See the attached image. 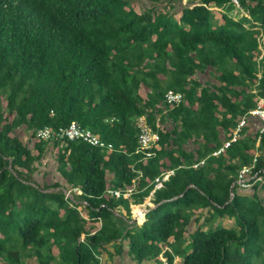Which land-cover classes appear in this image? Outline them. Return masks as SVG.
Here are the masks:
<instances>
[{"label": "trees", "instance_id": "trees-1", "mask_svg": "<svg viewBox=\"0 0 264 264\" xmlns=\"http://www.w3.org/2000/svg\"><path fill=\"white\" fill-rule=\"evenodd\" d=\"M197 1L0 0V264H107L123 253L159 264L166 246L185 243L190 252L180 264H264V184L253 193L235 187L231 200L259 141L257 170H264V134L258 141L256 130H245L226 156L212 155L264 99V0H238L240 9L234 0ZM209 66L220 84L194 78ZM168 89L184 101L168 106ZM142 115L161 135L147 161L136 153ZM72 121L114 151L34 140L38 129ZM47 155L64 184L35 178ZM134 184L129 198L105 194ZM69 189L81 192L73 193L77 204ZM152 191L157 207L133 222L131 204ZM197 211L207 218L185 238ZM226 217L237 224L205 228ZM165 253L173 261L175 251Z\"/></svg>", "mask_w": 264, "mask_h": 264}, {"label": "built area", "instance_id": "built-area-1", "mask_svg": "<svg viewBox=\"0 0 264 264\" xmlns=\"http://www.w3.org/2000/svg\"><path fill=\"white\" fill-rule=\"evenodd\" d=\"M234 3L236 4L237 8L240 9V4L238 0H234ZM244 11L241 10V13L243 14ZM238 10L235 11V16H237ZM244 15V14H243ZM239 16V15H238ZM263 42H264V36H262ZM261 75H258L259 82L261 80ZM182 101H184V95L180 91H176L174 89H168L164 96V102L168 106L175 107L176 105L180 104ZM258 106L251 108L246 114L241 116L235 127L232 129L231 134L227 140L224 141V144L221 147H218L212 152L213 156H226L228 149L233 145L234 143H237V141L241 138L242 134L244 133L249 118H255L258 121V141L261 139V136L264 134V99H258L257 101ZM157 122H159L160 118H157ZM136 125L138 128V140L137 142L138 147L136 149V153L143 154V160H149L152 157L155 156L154 149L157 147L158 142L161 139L160 132L157 130L155 131L148 123L146 115L139 116L136 119ZM159 125V124H158ZM34 140L39 142H51V141H60L63 142L65 140H70L72 142H82V143H88L92 146H96L102 149H105L111 153L114 151V145L113 143H109L108 141L104 140L97 132L94 130L84 127L80 125L76 121H72L69 125L53 129L49 126H45L41 129H38L34 134ZM260 143V141H259ZM258 143V145H259ZM258 145L255 148L253 152V159L252 162L248 165H244L237 176V180L234 181L231 185V200L235 196V192L233 188L238 187L241 189H251L255 186V184L259 185L260 187L264 184V170H257V164L259 161V151H258ZM207 163V157L199 159L194 162V164L191 166L192 169H198L200 167H203ZM176 172L175 168H171L167 171H165L160 178H158L157 185L155 187V190L162 187L163 183L167 180L170 176H173ZM139 174H141V171H139ZM136 185L128 186L125 190H117L108 187L106 190V196H109L111 198L120 199L122 196L129 198L131 195L135 192ZM66 193L67 197L70 198V204H77V202L73 198V193L81 194L79 189H69L65 190L64 194ZM151 199V197H150ZM149 199V200H150ZM88 204L87 201L84 200L83 205ZM152 206L151 204H149ZM104 206V204H103ZM134 219L137 220H145L146 215L149 213V209L144 205H137L136 209H132ZM170 251L171 249L169 247H165V250L162 252V254L159 255L160 262L159 264H176L174 259L171 261L166 251Z\"/></svg>", "mask_w": 264, "mask_h": 264}, {"label": "crops", "instance_id": "crops-1", "mask_svg": "<svg viewBox=\"0 0 264 264\" xmlns=\"http://www.w3.org/2000/svg\"><path fill=\"white\" fill-rule=\"evenodd\" d=\"M147 3V2H146ZM145 3V4H146ZM148 5V4H147ZM173 5H176V7L178 8L180 5H181V3H179V2H173ZM168 12L169 11V9H166L165 10V12ZM171 12H174V10H170ZM179 17H180V14H179V12L177 13V16H176V18L177 19H179ZM215 74H216V69H214V68H212V67H207V69H205L204 71H199L198 73H197V76L195 75V77L194 78H199V80L203 83V84H206V83H211V84H220L218 81H217V79H216V76H215ZM159 77L161 78V79H165L166 77H165V75H163V74H159ZM144 91V96L145 97H147V95H146V93H147V91L144 89L143 90ZM148 92H151L150 90H148ZM161 106V105H160ZM166 109V108H165ZM164 109H163V111H162V115H161V112L159 113V112H157V116H156V118H160V123H158L159 125H161L162 124V122H161V118H163L162 116L164 115ZM158 120V119H157ZM158 124H156V122H155V124H154V126H156V128L158 127ZM163 125V124H162ZM257 127H258V121L255 119V118H249V122H248V125H247V127H246V131L247 132H253L254 130H256L257 131ZM159 128V127H158ZM158 129H156V131H157ZM23 133V131H20V134H22ZM21 138H22V140H24L23 139V137H22V135H21ZM194 142H190L188 145H187V149L188 150H192V149H194ZM255 149V148H254ZM254 149H253V151L252 152H254ZM55 167H56V165H55V162H54V160L53 159H51L50 158V155H47V157H46V159H45V161L43 162V165L41 166V168H40V173H38V175L37 174H35L34 176H35V178L37 179V180H40V181H42V179L47 175H49L50 176V179L49 180H52L53 178H57V179H61L60 178V176H59V174L56 172V170H55ZM66 182V181H65ZM64 182V180H62L61 179V184H64L65 183ZM240 192H243V193H253L254 192V190H252V188L251 189H238ZM258 192H260V193H264V191H262V190H258ZM154 193H155V191H152L151 193H150V195L148 196V197H146V199H144V201L143 202H141V203H139V204H131V209H135L136 208V206L137 205H141V204H144L148 209H149V211L150 210H152V209H155L156 207H157V205L154 203V198H155V196H154ZM150 197H151V199H150ZM150 199V200H149ZM164 201V200H163ZM149 204H151L152 206H150ZM135 206V207H134ZM201 211H197V213L195 214V216L193 217V219H191V222H190V224H189V226H188V233H186V235H185V238H189L190 237V234H192V233H194V231H195V229L201 224H203L204 222H205V218H207V214H201L200 213ZM226 220L227 221H232L233 220V218L231 219V218H229V217H227L226 218ZM133 222H134V220H133ZM142 222H144V220H138V223H142ZM227 223V222H226ZM205 228H207V227H205ZM229 228V227H228ZM185 246H187V244L185 243V244H183V246H182V248H180V249H177L176 248V250H175V248H171L170 246H169V248L171 249V252L172 253H174V251H175V253H174V261H175V263L176 264H180V263H182L183 261H180L181 260V256L182 255H184V254H188V252H184L185 250L183 249ZM174 250V251H173ZM178 250V251H177ZM186 251H187V249H186ZM185 257V256H184ZM184 260V259H183ZM107 264H157L156 262H143V263H138L137 261H133L129 256H127L126 255V253H123V255H122V257H119V256H115V258L112 260V261H110V262H107Z\"/></svg>", "mask_w": 264, "mask_h": 264}, {"label": "rangeland", "instance_id": "rangeland-1", "mask_svg": "<svg viewBox=\"0 0 264 264\" xmlns=\"http://www.w3.org/2000/svg\"><path fill=\"white\" fill-rule=\"evenodd\" d=\"M192 0H182V5H185V6H187V5H189V3L191 2ZM195 3H198V1L197 0H195ZM141 4H139V3H137L136 5H134L133 7L139 12L140 10H141ZM212 10H213V12H215L216 13V15H217V17L218 18H220V10L218 9V8H212ZM243 14H244V12H243ZM243 14H239V16H238V19H241L242 18V16H243ZM231 15H233L234 17H235V11L231 14ZM143 94H144V91H143ZM27 134H29V133H27ZM22 137H23V141H26V138H25V134H23L22 135ZM50 179V176L48 175H46L45 177H44V180H43V182L44 181H46V182H52L51 180H49ZM40 181V180H39ZM61 181V180H60ZM40 183H41V181H40ZM76 198H77V196H76ZM135 207V206H134ZM136 209V208H135ZM227 218V217H226ZM227 222V223H226ZM220 224L221 226H223V227H229V228H231L232 226H235L236 224H237V222L233 219L232 221H227L226 219H219V218H217V219H213L210 223H208L207 224V226H205V227H208V226H211V227H213L214 225H217V224ZM185 251V253L186 252H190V246H185L184 248H183ZM186 249H187V251H186ZM53 253L56 255V253H57V250L55 249V248H53ZM186 254H184V255H182L181 256V260L180 261H183V259H184V256H185ZM27 263H33V260L32 259H29V260H27Z\"/></svg>", "mask_w": 264, "mask_h": 264}, {"label": "water", "instance_id": "water-1", "mask_svg": "<svg viewBox=\"0 0 264 264\" xmlns=\"http://www.w3.org/2000/svg\"><path fill=\"white\" fill-rule=\"evenodd\" d=\"M134 222H138V220L137 219H134Z\"/></svg>", "mask_w": 264, "mask_h": 264}]
</instances>
